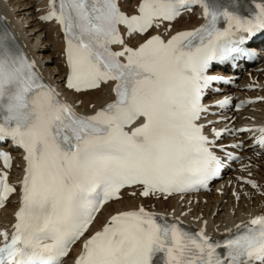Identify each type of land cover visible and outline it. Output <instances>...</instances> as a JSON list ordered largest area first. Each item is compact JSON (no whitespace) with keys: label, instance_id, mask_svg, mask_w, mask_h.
<instances>
[{"label":"snow or ice","instance_id":"obj_1","mask_svg":"<svg viewBox=\"0 0 264 264\" xmlns=\"http://www.w3.org/2000/svg\"><path fill=\"white\" fill-rule=\"evenodd\" d=\"M196 6L203 23L173 30ZM40 19L63 33L65 88L75 96L106 90L110 99L78 112L81 101L62 98L14 35L0 32V142L11 140L22 158L10 181L13 157L0 150V207L13 196L17 205L0 229V264H264V214L222 240L143 204L109 212L92 230L126 196L168 199L219 175L222 133L206 134L203 98L224 78L209 72L253 56L264 0H252L248 15L208 0H136L130 11L127 0H47ZM224 131L258 133L264 154V126Z\"/></svg>","mask_w":264,"mask_h":264},{"label":"bare ground","instance_id":"obj_2","mask_svg":"<svg viewBox=\"0 0 264 264\" xmlns=\"http://www.w3.org/2000/svg\"><path fill=\"white\" fill-rule=\"evenodd\" d=\"M136 0H127L128 9L134 5ZM2 7L11 23L14 25L18 35L26 45L30 55L36 62V65L42 72L43 77L51 83L69 102L74 100L81 101L76 110L80 112H90V105L97 107L110 99L106 90L93 92L83 96H75L71 91L64 89L62 83L64 79V62L62 36L53 22H44L40 15L44 12L47 0H1ZM202 21L196 14H186L179 18L174 24L173 30L194 28ZM260 42L264 43V40ZM264 67V65H262ZM218 73H220L218 71ZM251 79L254 82H251ZM257 79V80H255ZM238 89L228 90V96L246 94L250 97L264 96V71L251 72L243 76ZM246 86H251L252 90H247ZM227 121V126H236L242 121L251 123L254 119L264 120V101L253 103L243 114L234 113ZM247 137V135H246ZM247 139L243 146L242 153L245 161L242 162L247 167V174L252 180H256L260 188L264 191V155L256 157L251 139ZM233 142V140H230ZM15 169L13 177H18L21 173V160L16 154ZM252 163V164H251ZM251 164V166H249ZM206 199V202L204 200ZM188 200H178V198H169L167 200L155 199H133L125 197L120 203L109 204L97 218L93 225V230L100 227L109 212L118 208H128L143 204L149 209H157L167 214L174 212L180 213L192 208L186 213V219H192V223L200 224L203 220L207 221V228L215 235H223L226 229L234 230L235 225L247 222L250 217L264 214V197L253 190L248 185L238 183L233 177L226 178L218 184L216 190L192 197V203H186ZM15 201H11L4 210L3 219L9 221L12 219L16 207ZM180 208V209H178Z\"/></svg>","mask_w":264,"mask_h":264}]
</instances>
